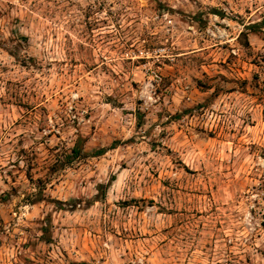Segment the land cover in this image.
I'll use <instances>...</instances> for the list:
<instances>
[{"label":"rangeland","instance_id":"obj_1","mask_svg":"<svg viewBox=\"0 0 264 264\" xmlns=\"http://www.w3.org/2000/svg\"><path fill=\"white\" fill-rule=\"evenodd\" d=\"M0 264H264V0H0Z\"/></svg>","mask_w":264,"mask_h":264}]
</instances>
